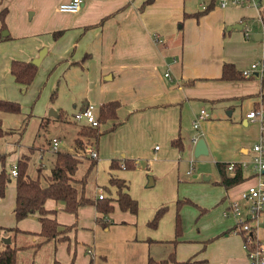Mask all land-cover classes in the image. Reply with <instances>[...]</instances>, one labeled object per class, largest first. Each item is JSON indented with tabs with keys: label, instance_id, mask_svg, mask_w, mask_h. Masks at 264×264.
Here are the masks:
<instances>
[{
	"label": "crops",
	"instance_id": "obj_1",
	"mask_svg": "<svg viewBox=\"0 0 264 264\" xmlns=\"http://www.w3.org/2000/svg\"><path fill=\"white\" fill-rule=\"evenodd\" d=\"M65 1L0 0V10L7 9L6 36H10L0 40V99L20 100L22 87L9 73L11 61H31L46 49L31 90H37L45 73L62 62L54 79L61 75L74 86L84 82V88L77 86L79 95L70 102L72 120L90 104L95 106L96 115L100 106L118 101L117 119L102 123L99 130L116 127L86 150L75 145L64 150L61 138L54 137L60 147L53 151L49 141L48 149L38 143L39 131L32 140L30 133L22 143L16 142L22 126L16 117L21 121V115L0 113L3 129L9 132L0 139V155L7 153L0 171L4 168L9 172L22 155H28L31 176H36L37 168L48 176L57 152L76 156L82 165L92 161L89 151L94 149L98 159L89 175L93 179L89 197L96 200L103 189L107 190L109 195L104 194V198L114 200L113 212L102 215L89 205L79 208L75 216L63 210V203L48 200L44 207L55 212L52 217L62 226L75 223L76 228L67 233L65 242L43 243L37 213L15 221L11 181L0 199V235L3 242L5 237L9 240L0 246V252L8 245L24 248L17 254L33 251L31 246L42 242L34 251L50 245L49 264L53 260L70 264L72 254L71 264H89L90 259L92 264H147L149 257L164 260L172 250L176 202L182 197L207 211L193 226L197 210L186 205L181 208L183 232L175 258L190 259V264H248L242 237L230 232L246 218L240 193L247 183L228 190L209 183L219 180L216 164L251 160L252 146L260 138V123L246 115L264 107V82L256 77L238 81L220 78L224 64L241 72L264 56V20L261 23L253 7H221L218 0H153L148 5H144L146 0H87L75 14L58 11ZM209 5V11L202 14V7ZM238 24L250 26L251 37L231 28ZM58 31L62 34L54 40L53 33ZM85 56L87 60L79 63ZM190 80L192 85H184ZM201 109L209 118L194 130L193 121ZM56 113L67 115L61 107ZM41 121H34V128L39 129ZM72 122L74 140L83 124ZM177 137L182 140L181 152L170 144ZM193 138L203 139L207 148L205 156L197 157L196 169ZM36 153L40 162H34L32 170L30 163ZM45 159L50 170L44 174ZM123 159L133 161L135 169H123ZM112 161H120V168H110ZM189 164L192 170L187 175ZM84 166L87 169L88 165ZM111 177L125 183L123 191L138 204L136 215L119 209L117 190L109 185ZM149 177L153 182L150 186ZM233 202L240 206L238 215L230 207ZM163 206L167 212L156 228H150L147 223ZM97 218L108 227L98 225ZM9 228L18 232L5 231ZM256 236L264 252L263 226Z\"/></svg>",
	"mask_w": 264,
	"mask_h": 264
},
{
	"label": "trees",
	"instance_id": "obj_2",
	"mask_svg": "<svg viewBox=\"0 0 264 264\" xmlns=\"http://www.w3.org/2000/svg\"><path fill=\"white\" fill-rule=\"evenodd\" d=\"M153 0H146L144 5L152 3ZM212 5V4H211ZM211 5L206 6L202 14H205L211 8ZM260 9L264 12V3L260 6ZM7 14V9L2 8L0 10V33L7 30L5 25V16ZM264 20V16H263ZM62 31L54 32L53 39L57 40L61 36ZM10 36L2 37L1 41L9 40ZM87 60V56L83 58L79 63H83ZM32 61V60H31ZM31 61H19L12 60L9 67V73L13 77L15 83L21 85L24 92L33 82L38 66L32 64ZM222 81H238L244 79L241 76V72L235 70L231 64H224L222 66ZM251 79V78H250ZM264 82V78L261 79ZM194 81H186L184 85H192ZM21 89V90H22ZM55 94L51 96V100L54 99ZM120 104L118 101L109 102L105 105L100 106L96 111L97 121L102 124L108 120L117 119V109ZM85 109V108H84ZM83 109V110H84ZM20 105L16 102L0 99V113L6 114H20ZM30 115L27 116V119ZM57 118L64 120V115L62 113L57 114ZM26 119V120H27ZM26 125V123L24 124ZM44 125L41 121L40 127ZM116 125H112L107 131L101 132L97 127H90L82 125L79 127L76 138L73 140L75 147L79 149L86 150L87 147L96 146L99 137L104 133L114 130ZM23 127L22 132L24 131ZM20 132V134L22 133ZM9 132L2 128V122L0 120V138L7 135ZM171 146L178 149L179 152L183 150L182 140L180 137L173 139L170 142ZM32 149V148H31ZM6 155L0 156V165L4 166ZM123 162V169L134 170L135 163L130 160H121ZM120 161H112L110 168L117 169L120 168ZM82 160L73 156L67 152H57L55 156V161L52 169L48 176L42 174L41 169H36V176H31L29 173V156L22 155L17 163V176L14 178L15 187V204L13 209V215L16 222H19L31 214H38V221L40 223L39 236L42 242H50L57 240L58 242H65L68 240L67 233L76 228V224L73 223L69 226L60 225L52 215L55 212H50L45 209V202L52 200L55 202H61L64 204L63 210L66 213L77 215L78 209L84 206H94L97 213L102 215H108L113 212L112 202L114 200L102 198V199H92L86 196L85 187L87 182V177L92 169L95 167L96 162L94 160L90 161L86 173L81 179H76L75 174L79 169ZM229 163H219L216 164L219 180L214 184L222 186L224 189L228 190L235 186L241 185L248 181V177L243 172L241 165L239 163H234L232 171H228ZM11 175L4 168L0 171V199L5 196V190L9 183L11 182ZM41 180H44V185ZM109 185L113 186L117 190V198L115 202L118 207L123 212H130L136 215L138 211V204L133 200L127 192H124L125 183L122 180L111 177L109 179ZM182 203L191 204L189 201L176 202V215H175V239L170 242L172 250L169 252L168 256L164 260L156 261L152 258H148L147 264H190L191 260L178 261L175 258V247L178 244V239L182 235L181 219L179 211L182 207ZM167 212V207L163 206L159 208L153 218L147 223L150 228H156L161 218ZM204 212V210H201ZM96 223L106 229L108 224H106L102 219L97 218ZM240 228V225H235L230 232L236 231ZM8 232H18L15 228L5 229ZM239 235L242 237L244 243L248 238H252V233H246L239 229ZM38 243L31 246L34 250H37L42 244ZM249 250L252 246H248ZM24 248H16L8 245L3 251L0 252V264H17V252ZM73 254L71 256L70 264L73 262ZM52 264H59L56 260H53ZM89 264H92L90 259Z\"/></svg>",
	"mask_w": 264,
	"mask_h": 264
},
{
	"label": "built area",
	"instance_id": "obj_3",
	"mask_svg": "<svg viewBox=\"0 0 264 264\" xmlns=\"http://www.w3.org/2000/svg\"><path fill=\"white\" fill-rule=\"evenodd\" d=\"M87 0H67L62 2L58 6V11L64 14H75L77 13ZM263 0H218L221 7H225L228 4H233L241 7H253L259 13V20L263 23V12L260 9ZM203 10L206 6L202 7ZM245 38L251 37V28L248 25H244L241 29ZM165 76H168L167 74ZM241 76L244 79H250L253 77L262 79L264 77V56L253 63L250 64L249 68L241 71ZM209 118V114L206 110L201 109L199 114L193 121V129L197 130L202 121ZM249 120H257L260 123V138L253 144L252 152L253 157L249 161L239 162L241 168L245 175L248 177L249 182L245 189L240 193L241 200L246 204V218L244 220H239L236 224L240 225L238 230L233 231L234 234H239V229L246 233H252V238H248L244 243L243 248L245 250L246 258L248 264H264V252L262 246L257 239L258 228L264 227V107L260 106L256 110L249 112L246 115ZM73 120L78 124H83L84 126L90 127H100V123L97 121L95 115V106L88 105L84 110L77 112L73 116ZM197 138H193L194 144ZM60 147V142L58 139L53 138L51 140V149L57 151ZM89 157L92 160L98 159V154L94 149L89 151ZM192 163V162H190ZM234 163H229L228 171H232ZM192 168L186 172L190 174ZM12 178L17 176V166L16 164L12 166L9 171ZM104 198L101 194L98 195V199ZM231 209L234 215L240 214V206L233 202L231 204ZM248 246H252L249 250Z\"/></svg>",
	"mask_w": 264,
	"mask_h": 264
},
{
	"label": "rangeland",
	"instance_id": "obj_4",
	"mask_svg": "<svg viewBox=\"0 0 264 264\" xmlns=\"http://www.w3.org/2000/svg\"><path fill=\"white\" fill-rule=\"evenodd\" d=\"M14 5H16V4H14ZM27 16H28V14H27ZM11 21L13 22V15L11 17ZM5 31H8V30H5ZM2 32L0 34H2ZM61 63L62 62L55 63L50 68V70L47 72V74L45 73V75H44L41 83L39 84L37 90H35V89L31 90V87L34 83V80L37 77L38 72H39V68H40V65H39L36 76H35L33 82L31 83V85L28 86V88L26 89L25 92L23 89L20 91V93H19V95H20L19 99L20 100H19V103L18 102H16V103H18L20 105L21 112L18 115L10 114L13 116H20L21 115L20 117H22L21 121H20L19 117H16L19 120V122L22 123V126H21L20 131H19V137H18L16 142L22 143L24 138L27 136V134H30V133H31L30 138L32 140V138H34V136L39 131V134H38L39 137L37 136L38 137L37 141L42 146H44L45 149H48V146H47L48 141L51 144V140L54 137H56V138L60 137L61 138L62 145H63L62 149L70 150L71 147L74 148V143L72 140H73V137L75 136L76 130H75L74 124L72 122L73 121L72 117H71L72 116V109L70 107V105H71L70 102L73 100L74 96L79 95L78 87L84 88V85H83L84 82L79 83L77 85L78 86L77 87L76 85L74 86L73 84L69 83L66 80V78L62 79L61 75L57 76L54 79L53 78L54 74H55L57 68L60 66ZM76 72H80V71H76ZM60 76H61V78H60ZM67 82H68V84H67ZM53 93L55 94V96H54V99L51 100V96ZM9 101H11V100H9ZM13 102H15V101H13ZM59 107L66 108L67 115L66 114L64 115V120H60L57 117L49 116L50 110L56 112V109H58ZM28 115H30V117L27 119ZM40 120H42L44 122L45 126L43 125L44 127L42 126L39 129H38V127L34 128L33 122L34 121H40ZM45 122H47V123H45ZM25 123H26V125H24ZM24 126H25V129L22 132L21 130H23ZM2 128H3V125H2ZM20 132H22V133L20 134ZM5 155H7V153H5ZM46 155L50 156V155H48V150L46 151ZM192 160L195 162L194 168L196 169L199 161H197L198 159L195 157H192ZM34 162L35 163L40 162L39 153H36L34 155V157H32V163H30V169H32V170L34 169V167H33ZM89 162L90 161H88V160L84 161V163L79 166L78 172L76 173V178H79V179L83 178V176L86 173V168L84 165L85 164L88 165ZM44 164L47 165V168L43 171V173L45 174L50 170V164L47 163L46 159L44 160ZM182 166H183V164L181 165V167ZM190 167H191V165L189 164V169H190ZM89 175H90V173H89ZM89 175L87 177V182H86V187H85L86 196H88V197L91 194V190L93 189V179H92V176L89 177ZM206 177H209V175L207 174ZM201 179H203V177H199V180H201ZM214 179H215V176H214ZM11 181L14 184V178H11ZM41 181L44 185V180H41ZM247 182H249V180ZM214 183L211 181L209 184L211 186L216 185ZM109 187H107V188H109ZM102 191H103V193H101V195L103 197H104V194L106 196L109 195L107 190L103 189ZM179 200L183 201V202L186 200L191 202V204L182 203V207L186 205V206H190V207L197 210L196 212H198V214L196 213V215L194 217L195 219L193 218L194 222H192V225L196 226L197 221L201 218V216L206 214L207 210L197 207L196 204H194L189 199H183L181 197V199H179ZM201 210H204V212H201ZM175 215H176V211H175ZM179 215H180V211H179ZM180 219H181V217H180ZM181 227L183 228L182 223H181ZM196 234L198 235V232H196ZM3 237H4L3 235H0V246L3 243H5V242H3L4 241ZM5 239H8V238L5 237ZM201 244H204V242ZM205 245H206V243H205ZM49 246L50 245L45 246L44 248L40 249L38 252H36L34 250L33 251L32 250L27 251V252H19L17 254V264H49L51 261V252L49 250Z\"/></svg>",
	"mask_w": 264,
	"mask_h": 264
},
{
	"label": "water",
	"instance_id": "obj_5",
	"mask_svg": "<svg viewBox=\"0 0 264 264\" xmlns=\"http://www.w3.org/2000/svg\"><path fill=\"white\" fill-rule=\"evenodd\" d=\"M243 26H244V24H238V25L232 26L231 28L241 30L243 28ZM231 28H228V30L231 29ZM6 35H7V31H3L2 34H1L2 37H5ZM253 38L255 39V35H253ZM260 38H261V35L258 34V39H260ZM45 53H46V49H42L39 52L38 57L31 61L32 64H34L35 66H39L42 58L45 55ZM49 116L56 117L57 113L52 111V110H50L49 111ZM206 154H207V148H206L204 140L203 139L197 140L196 143H195V146H194V157L197 158V157H200V156H205ZM206 179H209V178H206ZM152 183H153L152 182V178L149 177L148 178V186L152 185ZM5 243L9 244V240L7 239L5 241Z\"/></svg>",
	"mask_w": 264,
	"mask_h": 264
}]
</instances>
